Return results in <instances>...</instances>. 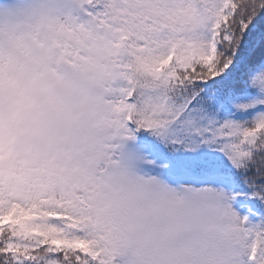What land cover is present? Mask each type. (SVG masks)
Returning a JSON list of instances; mask_svg holds the SVG:
<instances>
[{
	"label": "snow or ice",
	"instance_id": "1",
	"mask_svg": "<svg viewBox=\"0 0 264 264\" xmlns=\"http://www.w3.org/2000/svg\"><path fill=\"white\" fill-rule=\"evenodd\" d=\"M0 264H264V0H0Z\"/></svg>",
	"mask_w": 264,
	"mask_h": 264
}]
</instances>
